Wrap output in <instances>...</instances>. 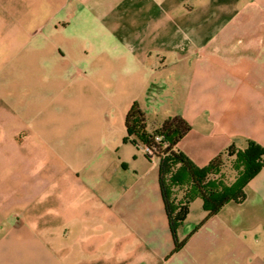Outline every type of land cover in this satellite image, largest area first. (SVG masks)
Returning a JSON list of instances; mask_svg holds the SVG:
<instances>
[{
	"label": "crops",
	"instance_id": "obj_1",
	"mask_svg": "<svg viewBox=\"0 0 264 264\" xmlns=\"http://www.w3.org/2000/svg\"><path fill=\"white\" fill-rule=\"evenodd\" d=\"M43 25L21 93L7 74ZM129 36L146 45L136 59ZM0 69L1 174L29 172L0 191V264H264V168L173 252L159 159L125 141L138 102L150 129L191 124L177 147L198 167L264 148V0H0ZM181 207L183 239L207 212L197 196Z\"/></svg>",
	"mask_w": 264,
	"mask_h": 264
},
{
	"label": "trees",
	"instance_id": "obj_2",
	"mask_svg": "<svg viewBox=\"0 0 264 264\" xmlns=\"http://www.w3.org/2000/svg\"><path fill=\"white\" fill-rule=\"evenodd\" d=\"M126 138L134 145L147 147L149 158L159 159V180L165 203L170 229L174 240L173 252L180 251L189 237L210 217L228 203H241L246 199L245 187L264 168V148L255 141H248L244 149L230 147L216 156L206 167L196 166L177 146L190 132L191 124L181 116L164 120L160 126L150 129L147 117L138 102L130 107L126 119ZM160 138V141L157 138ZM233 158V169L237 175L234 181L226 184L215 179L223 171L228 159ZM188 184L189 192L185 200L200 197L207 212L205 219L185 238L180 239L178 230L186 218L188 210L181 207L173 196L174 188ZM184 200V202H185Z\"/></svg>",
	"mask_w": 264,
	"mask_h": 264
},
{
	"label": "rangeland",
	"instance_id": "obj_3",
	"mask_svg": "<svg viewBox=\"0 0 264 264\" xmlns=\"http://www.w3.org/2000/svg\"><path fill=\"white\" fill-rule=\"evenodd\" d=\"M48 27H46V25L42 26V29H38L36 27L31 28V29H27V30H23L22 32V39L23 42H19L17 45L19 46L18 51H16L15 53V57H14V61L13 64L10 66L9 68V73L7 74V76L9 78H13L16 83H17V87L19 89V91L21 93H26L28 91V78H29V69H30V53H31V49H33L32 47L40 44L42 46L45 45L44 43V39L48 33ZM40 30V31H39ZM193 32L191 29H182V37L186 38V39H192L193 37ZM187 36V37H186ZM126 37H124V35H120L117 37V43L121 46H125V43L123 42V40H125ZM129 43L133 44L134 46V52H130V51H126V49H124L123 51V55L124 56H128L127 59H136L138 56V51L143 50L146 45L143 43V36H129ZM127 47H129V45H127ZM160 52L158 51H151L150 53H146V57H150L151 59L155 58ZM0 79H1V69H0ZM18 143L20 145V147H18V151H22L23 153H25L26 149L23 146V144L26 142L27 140V133L25 132H21L18 133ZM8 150V149H7ZM10 151H12L11 149H9ZM3 151V148L0 149V160H1V153ZM233 158H230L227 160L226 165L223 169V171H221V173L217 176H215V179L217 180H222L224 181L226 184H230L234 181V179L236 178V171L233 169ZM7 172H6V177L1 174V164H0V191H14V183L13 180V176L14 175H29L28 172V165L26 164V166L24 168H21L20 172L18 173H14L13 171H10L9 168H7ZM5 177V179H4ZM177 187H181V186H177ZM183 187L186 188V194L189 192V185L185 184L183 185ZM25 191L29 190V184L25 185L24 187ZM185 194V195H186ZM174 196V194H173ZM185 200V199H184ZM189 201V200H188ZM188 201L185 200V205L188 204ZM1 207V204H0ZM1 209V208H0ZM1 214V212H0ZM1 219V216H0ZM0 228H1V220H0Z\"/></svg>",
	"mask_w": 264,
	"mask_h": 264
},
{
	"label": "built area",
	"instance_id": "obj_4",
	"mask_svg": "<svg viewBox=\"0 0 264 264\" xmlns=\"http://www.w3.org/2000/svg\"><path fill=\"white\" fill-rule=\"evenodd\" d=\"M157 140L160 141V138L158 137ZM140 147H141L146 153H151V151H150L147 147H145L144 145H141Z\"/></svg>",
	"mask_w": 264,
	"mask_h": 264
}]
</instances>
